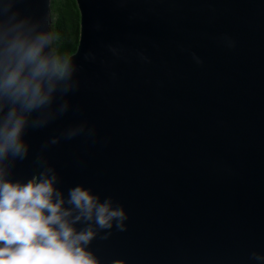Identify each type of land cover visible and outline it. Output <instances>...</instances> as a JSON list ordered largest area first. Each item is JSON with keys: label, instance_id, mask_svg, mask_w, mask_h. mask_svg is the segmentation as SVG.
<instances>
[{"label": "water", "instance_id": "water-1", "mask_svg": "<svg viewBox=\"0 0 264 264\" xmlns=\"http://www.w3.org/2000/svg\"><path fill=\"white\" fill-rule=\"evenodd\" d=\"M76 1V86L54 93L45 125L26 127L29 152L9 178L48 167L65 197L83 185L122 206L126 230L89 245L101 264H258L264 0ZM50 4L11 11L51 28Z\"/></svg>", "mask_w": 264, "mask_h": 264}, {"label": "clouds", "instance_id": "clouds-1", "mask_svg": "<svg viewBox=\"0 0 264 264\" xmlns=\"http://www.w3.org/2000/svg\"><path fill=\"white\" fill-rule=\"evenodd\" d=\"M16 2L0 5V264H101L89 245L101 231L106 240L114 226L126 230L122 206H114L111 197L101 201L83 185L71 187L65 197L48 167L27 181L9 178L15 161L29 152L26 127L45 125L43 111L54 93L76 86L73 62L60 52L58 34L43 18L11 11ZM67 107L65 102L59 111ZM34 112L39 115L31 119ZM80 223L84 226L77 228ZM251 259L264 264V254L254 251Z\"/></svg>", "mask_w": 264, "mask_h": 264}, {"label": "trees", "instance_id": "trees-1", "mask_svg": "<svg viewBox=\"0 0 264 264\" xmlns=\"http://www.w3.org/2000/svg\"><path fill=\"white\" fill-rule=\"evenodd\" d=\"M51 29L59 36L60 52L69 56L75 51L80 32V12L76 0H51Z\"/></svg>", "mask_w": 264, "mask_h": 264}, {"label": "rangeland", "instance_id": "rangeland-1", "mask_svg": "<svg viewBox=\"0 0 264 264\" xmlns=\"http://www.w3.org/2000/svg\"><path fill=\"white\" fill-rule=\"evenodd\" d=\"M79 35H80V32H79ZM75 50H76V49H75ZM72 53H73V52H72ZM72 53H71V54H72Z\"/></svg>", "mask_w": 264, "mask_h": 264}, {"label": "bare ground", "instance_id": "bare-ground-1", "mask_svg": "<svg viewBox=\"0 0 264 264\" xmlns=\"http://www.w3.org/2000/svg\"><path fill=\"white\" fill-rule=\"evenodd\" d=\"M51 8V7H50ZM51 25V24H50Z\"/></svg>", "mask_w": 264, "mask_h": 264}]
</instances>
